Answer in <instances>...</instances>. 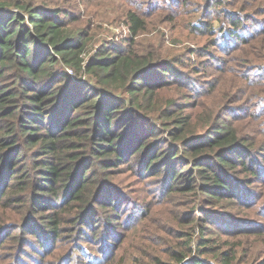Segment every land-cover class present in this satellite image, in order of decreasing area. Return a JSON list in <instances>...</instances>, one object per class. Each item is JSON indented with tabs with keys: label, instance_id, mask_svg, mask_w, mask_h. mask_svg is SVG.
<instances>
[{
	"label": "trees",
	"instance_id": "16d2710c",
	"mask_svg": "<svg viewBox=\"0 0 264 264\" xmlns=\"http://www.w3.org/2000/svg\"><path fill=\"white\" fill-rule=\"evenodd\" d=\"M5 4L0 1V201L14 203L16 197L23 209L21 217L11 223L6 221L7 210L2 211L0 235L9 227L14 230L0 236V264H5L2 257L10 235L17 242L27 233L37 241L35 249L47 257L44 264L50 257L55 258V264H63L69 257L62 249L64 222H74L85 230L89 224L85 212L97 216L96 199H101L98 207L106 208V213L118 210L115 201L101 197L107 193V183L100 181L99 168L124 164L128 155L136 156L138 163L144 161L146 171L167 176L170 190L199 192L206 204L232 203L245 195L250 183L247 174L260 173L246 158L256 145L264 150V144L248 143L235 125L218 120L205 128L204 141L193 142L191 126L198 121L192 113L178 116L177 126L170 129L173 143L167 146L133 125L140 110L152 108L156 91L175 69L173 60L140 52L138 43L134 44V36L146 22L141 9L124 12L132 34L127 41L102 45L94 57L85 60L82 54L89 42L83 30L70 25V13L64 7L16 3L21 13L3 10ZM141 4L144 6L143 1ZM243 24L231 17L215 33L213 45L230 48L231 40L244 42L249 32L242 29ZM245 43L256 47H237L233 52L249 53L252 58L243 56L244 60L262 58L264 47L254 40ZM248 62L241 68L246 69ZM69 70L87 73L91 82L73 79ZM245 82L239 75L213 84L215 106H222L224 100L245 88ZM249 86H259L264 92V84ZM116 88L126 89L131 99L117 100ZM262 116L253 122H264ZM152 129L150 125L146 130L150 133ZM158 144L149 156L151 147ZM231 154L236 159L232 160ZM243 179L245 187L237 183ZM66 213L75 216L69 220ZM204 213L206 218L211 216ZM95 225L91 230L96 237ZM191 252L192 248L177 252L176 259L182 261ZM230 253L221 256L225 264L236 258L235 249ZM199 258L185 264H207Z\"/></svg>",
	"mask_w": 264,
	"mask_h": 264
},
{
	"label": "rangeland",
	"instance_id": "374dc122",
	"mask_svg": "<svg viewBox=\"0 0 264 264\" xmlns=\"http://www.w3.org/2000/svg\"><path fill=\"white\" fill-rule=\"evenodd\" d=\"M0 1L6 3L3 10L21 13L24 12L16 3L64 7L70 13L67 18L70 25L83 30L89 42L82 54L85 60L94 57L102 45L127 41L132 34L124 12L141 9L146 22L134 36V44L138 43L140 52L150 51L160 58L173 60L175 69L156 91L152 108L140 110L133 125L167 146L173 143L170 129L177 126V117L192 113L198 121L191 126L193 142L204 141L205 128L224 119L235 125L248 143L264 144V122H253L264 115V92L259 86H249L264 84V54L251 61L243 58H252L249 53L233 52L237 47H256L245 43L251 40L264 47V0H140L139 4L134 0ZM234 16L244 22L242 29L249 32L248 38L237 43L231 40L230 48H216L215 33ZM201 22L203 25L198 26ZM193 27L202 30L195 31ZM245 61L249 62L243 69ZM69 72L77 81L91 82L87 73ZM239 75L245 79L248 92L245 94V88L239 89L231 99L216 107L212 85ZM114 96L117 100L131 97L122 88H116ZM238 118L244 120L237 121ZM150 125L153 129L148 133L146 129ZM158 147L159 144L152 146L149 156ZM250 155L245 156L246 161L255 163L260 173L257 170L247 174L250 177L246 180L250 183L244 196L221 205L206 204L200 198L202 194L196 191L170 190L168 177L162 172L146 171L144 161L138 163L136 156L128 155L124 164L107 170L99 168L100 181L107 183V193L101 197L115 201L118 210L106 213V208L98 207L101 199H96L93 205L97 216L85 212L89 222L85 230L74 222H64L62 249L69 257L63 264H185L197 257L203 263L225 264L221 256L226 251L230 256L232 249L236 258L230 264H264V150L256 145ZM229 157L236 159L232 154ZM232 173L241 178L246 176V173ZM243 181L237 183L245 187ZM5 209L9 215L6 221L11 223L21 217L23 206L16 197L14 203L0 201V218ZM204 211L211 216L206 218ZM111 212L115 213L112 217ZM65 215L69 220L75 216L74 213ZM92 225L97 230L96 237ZM12 230L9 227L0 236ZM9 239L2 257L5 264L45 263L47 257L35 249L38 244L30 233L21 235L17 242L11 235ZM207 239H211L209 243L199 248ZM189 248L192 252L178 261L176 253ZM204 249L209 251L202 252ZM47 264H55V258L50 257Z\"/></svg>",
	"mask_w": 264,
	"mask_h": 264
}]
</instances>
